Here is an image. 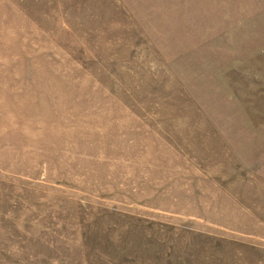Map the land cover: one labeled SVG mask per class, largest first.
Masks as SVG:
<instances>
[{"label":"rangeland","instance_id":"obj_1","mask_svg":"<svg viewBox=\"0 0 264 264\" xmlns=\"http://www.w3.org/2000/svg\"><path fill=\"white\" fill-rule=\"evenodd\" d=\"M0 264H264V0H0Z\"/></svg>","mask_w":264,"mask_h":264}]
</instances>
